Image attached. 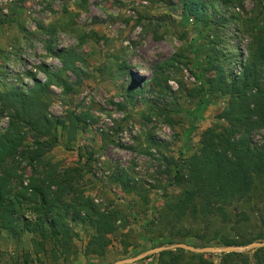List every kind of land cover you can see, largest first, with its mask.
I'll use <instances>...</instances> for the list:
<instances>
[{
	"label": "rangeland",
	"instance_id": "374dc122",
	"mask_svg": "<svg viewBox=\"0 0 264 264\" xmlns=\"http://www.w3.org/2000/svg\"><path fill=\"white\" fill-rule=\"evenodd\" d=\"M183 1L14 0L6 12L0 8L1 84L24 88L32 84V77L44 82V67L51 73L61 69L60 55L74 52L83 59L76 63L79 74L60 75L68 91L57 81L45 93L48 112L66 122L58 127L57 145L44 160L63 168L79 167L83 175L79 187L100 209H132L127 229L133 234L125 241L130 245L126 250L117 237L103 257L86 256L93 231L73 222L77 256L56 264H112L161 243L170 245L164 239L149 243L137 234L163 203L179 194L173 184L176 164L197 154L206 131H221L225 125L219 115L230 97L207 90L204 67L213 51L233 47L236 40L245 63L252 37L264 28V0L229 5L203 0L209 2L208 13L217 23L208 26L187 16ZM236 66L232 65L237 74ZM70 114L88 116L85 128L81 122L73 135ZM6 126L7 119H1L0 132ZM250 137L259 146L264 129ZM31 142L28 138L25 146ZM117 172L128 175L132 185L140 188L122 189L113 180ZM146 194L148 204L140 198ZM235 207L239 215L243 212L247 218L248 214L249 220L240 217L226 225L213 221L209 235L215 229L237 235L244 243L238 246L264 240V204ZM195 229L201 232V224ZM186 244L203 248L195 239L189 238ZM29 249V237L16 241L0 232V264H55L42 255L41 262L32 256L33 262L26 263L24 253ZM260 249L233 252L236 255L231 258H223L224 253L184 250L181 255L173 250V260L157 253L133 264H264Z\"/></svg>",
	"mask_w": 264,
	"mask_h": 264
},
{
	"label": "trees",
	"instance_id": "16d2710c",
	"mask_svg": "<svg viewBox=\"0 0 264 264\" xmlns=\"http://www.w3.org/2000/svg\"><path fill=\"white\" fill-rule=\"evenodd\" d=\"M221 1L224 5L239 2ZM208 3L184 0L183 7L195 23L214 25ZM251 40L245 63L240 60L237 40L233 47L213 51L209 57L203 72L207 90L230 97L219 115L225 125L221 131H206L197 154L176 164L173 184L179 194L163 203L156 217L142 225L139 238L149 243L164 239L170 245L186 243L190 238L199 241L198 247L244 244L237 235L222 234L221 229L213 230L212 236L209 231L213 221L226 225L240 217L249 220L248 214L247 218L243 212L238 214L235 206L239 204H264V139L256 146L250 137L252 132L264 129V28ZM60 60L62 67L56 73L44 67V82L32 77V84L24 88L0 83V120L7 119L6 128L0 132V232L9 233L16 241L29 237L30 249L24 253L26 263L33 262L32 256L41 262V255L55 264L75 258L73 222H81L93 231L85 246L86 256L103 257L112 238L117 237L126 250L130 245L125 241L133 234L127 229L132 209H100L79 187L83 177L79 167L63 168L44 160L57 145L58 127L66 122L48 112L45 93L57 81L68 91L60 75L79 74L76 63L83 62L74 52L60 55ZM233 64L239 73H235ZM87 119L85 114H70V135L75 134L81 122L85 128ZM28 138L32 142L26 147ZM113 180L127 192L140 188L132 185L123 172L115 173ZM140 198L148 204L147 194ZM200 224L201 232L195 229ZM176 252L185 253L181 249ZM163 255L176 258L173 251L161 252ZM235 255L227 253L223 258Z\"/></svg>",
	"mask_w": 264,
	"mask_h": 264
},
{
	"label": "water",
	"instance_id": "95a60500",
	"mask_svg": "<svg viewBox=\"0 0 264 264\" xmlns=\"http://www.w3.org/2000/svg\"><path fill=\"white\" fill-rule=\"evenodd\" d=\"M250 248H264V240L259 241V242H252L251 244L247 246H229V247H224V248H217V247L196 248L186 243H176L173 245H166V246H159V247L151 248L139 255L117 260L112 264H133L141 260H144L148 256H151L153 254L161 253L164 251H173V250H178V249L185 250L187 252L196 253V254H223V253L227 254V253H233V252H242ZM92 264H95V263H92Z\"/></svg>",
	"mask_w": 264,
	"mask_h": 264
},
{
	"label": "built area",
	"instance_id": "2783aa9c",
	"mask_svg": "<svg viewBox=\"0 0 264 264\" xmlns=\"http://www.w3.org/2000/svg\"><path fill=\"white\" fill-rule=\"evenodd\" d=\"M14 0H0V8L3 12H6V7L9 3H11Z\"/></svg>",
	"mask_w": 264,
	"mask_h": 264
}]
</instances>
